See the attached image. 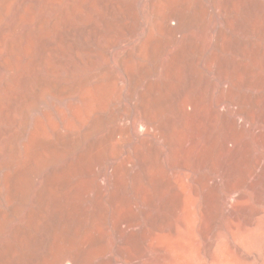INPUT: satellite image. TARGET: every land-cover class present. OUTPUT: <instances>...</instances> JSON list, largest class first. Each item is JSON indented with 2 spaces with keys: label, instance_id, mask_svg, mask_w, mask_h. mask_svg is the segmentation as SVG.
<instances>
[{
  "label": "bare ground",
  "instance_id": "bare-ground-1",
  "mask_svg": "<svg viewBox=\"0 0 264 264\" xmlns=\"http://www.w3.org/2000/svg\"><path fill=\"white\" fill-rule=\"evenodd\" d=\"M206 52L208 64L201 69ZM115 62L122 74L114 71ZM204 70L221 82L214 101L206 96ZM125 83V98L104 121L97 99ZM45 94L50 102L37 106ZM85 118L89 126L82 129ZM113 121L110 138H130L137 125L150 138L136 146V164L120 151L110 176H102L112 185V205L123 202L129 189L144 200L143 219L122 214L114 257V264L119 258L143 264L134 247L173 229L186 186L211 208L222 175L230 192L248 175L245 166L256 171L264 164V0H0V227L12 224L0 259L18 254L23 244L36 251L29 263L45 260L52 249L44 250L45 235L60 242L66 219L88 211L83 200H63L72 177L91 170L83 163L93 154L98 128ZM46 124L53 139L41 138ZM35 180L36 207L18 224L27 184ZM96 183L88 198L92 213L101 203L102 183ZM103 243L99 232L85 234L52 264H84L88 246ZM154 245V262L164 264L166 247ZM100 257L95 264H111Z\"/></svg>",
  "mask_w": 264,
  "mask_h": 264
},
{
  "label": "rangeland",
  "instance_id": "rangeland-1",
  "mask_svg": "<svg viewBox=\"0 0 264 264\" xmlns=\"http://www.w3.org/2000/svg\"><path fill=\"white\" fill-rule=\"evenodd\" d=\"M143 14L144 17H147V8ZM111 53L113 54V52ZM207 64L208 54L206 52L200 56L199 67L203 69ZM114 71L117 74H122L116 62L114 63ZM204 72L207 74L206 96L209 97L210 101H214L221 94L219 76L213 70H204ZM198 80L200 79L196 80L195 87L200 89L203 81L199 82ZM125 90L126 83L123 84L121 90L114 86L106 93L105 98L97 99L101 108L98 114L103 117L104 121L114 105L119 104L125 98ZM45 95H43L42 103L40 102L37 106H44L46 102H50L51 96L49 94ZM117 113L120 115L122 111L119 110ZM39 114L38 108L32 109V117ZM89 115L93 116L94 113L91 111ZM135 119L136 117L126 119V123L128 122L131 125ZM118 122L121 123V126L124 125L123 121L119 120ZM32 123L33 118L30 120V126L33 125ZM106 124H102L98 128V138L93 139L96 144L93 154L89 155L87 161L83 163V167L87 166L91 169L90 172H77L72 177L66 200H63L65 205H69L75 200H83L88 211L79 217L66 219L67 234L60 242L54 241V235L46 234L44 250L52 249L46 255L45 260L37 259L35 264H52L61 251L76 248L85 234L98 232L103 237L104 243L101 246L99 244L88 246L84 264H95V262L100 261V256L114 264V257H119V239L125 226L124 223L119 222L122 214L125 213L127 217L134 214L143 219V198L137 195L135 190L129 189L123 202L119 204L114 201V205H112L109 200L112 185L103 180L102 176H110L114 166L120 160V151H128L136 164V146L140 141L150 138H144V130L137 125V131L130 138L125 135L115 138L117 140L115 141L114 138H110L108 135L111 129H114V121ZM87 126H89V121L85 118V125L82 129ZM41 138H54L47 124ZM253 138L254 136L251 134L249 139ZM155 141L161 144L158 139ZM161 146L164 148L163 145ZM167 162L168 154L165 153L162 157L164 167L167 166ZM245 167L243 170H246L245 172L248 175L242 182L235 183L230 192L226 190L224 176L222 175L219 178L218 184L214 187L217 192V201L211 208L208 207L204 196L194 194L191 188L186 186L184 199L174 221L173 229L163 228V230L156 233L155 238L150 243L141 242V245L134 247L133 252L136 255H142L143 264H156L153 259L156 253L154 245L156 242H160L166 247L167 255L164 264H264V164L258 167L256 171L251 170L250 167ZM135 172L136 165L132 166L129 171L128 178L131 182ZM189 174L193 173L189 172ZM96 182L102 183L98 194L101 203L99 210L92 213L93 208L88 204V198H93L96 194ZM37 184L38 180L30 181L27 184L26 208L25 206L21 208L22 211L20 210L18 218L15 220L16 223L22 224L27 219L28 211L36 207L32 197ZM72 223L74 224L72 225ZM162 224L165 225L166 221L163 220ZM11 230L12 224H5L0 227V246L3 249L4 243L12 240ZM22 246V248L21 245L17 247L18 254L16 255L4 253V256L0 259L1 262L3 264H32L29 262H32L33 258L31 256L36 254L34 246L25 247L26 245L23 244ZM119 259L118 264H124V261L121 258ZM65 264L69 263L66 261Z\"/></svg>",
  "mask_w": 264,
  "mask_h": 264
}]
</instances>
